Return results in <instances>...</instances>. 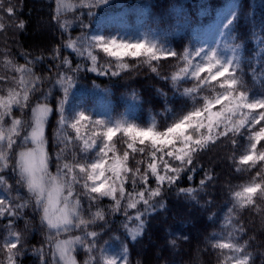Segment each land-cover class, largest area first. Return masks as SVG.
<instances>
[{
  "label": "snow or ice",
  "instance_id": "obj_1",
  "mask_svg": "<svg viewBox=\"0 0 264 264\" xmlns=\"http://www.w3.org/2000/svg\"><path fill=\"white\" fill-rule=\"evenodd\" d=\"M48 3L51 5L52 0ZM109 4L110 0H79L78 4L72 0H55L52 19L62 33L67 31L70 22H61V15L73 9L78 11L75 21L80 35L75 39L70 37L64 47L71 49L77 57L90 61L91 66L78 63L73 67L67 57L61 59L59 47L53 48L47 59L58 61L55 67L63 68V71H59L52 82L51 77L35 75L27 66L42 62L43 56L29 59L28 53H21L26 63L18 67L12 65L14 72L19 74L18 81L15 78L11 81L16 87L8 88L6 94L0 95V187L8 193L7 198L0 197V220H7L4 225L7 235L0 247L7 253V264H20L26 254L39 257V264H49V252L51 264H77L74 253L78 248L89 254L85 264H128L126 244L117 254L110 251L106 241L99 258L93 256L97 240L104 233L103 230L90 231V226H98L101 222L103 228H107L112 223L109 217L120 213L126 218L123 229L132 241H136L143 236L148 218L166 210L167 201L163 197L171 192L182 174L191 172L187 179L189 182L193 180L197 170L192 167L194 156L222 138L230 139L235 147H239V138L246 141L248 147L245 154L239 156L240 166L254 169L258 161L264 163V88H249L245 82L242 57L237 55L241 45L231 49L232 55L223 57L215 48L192 51L184 47L183 53H178L171 46L166 32L158 33L150 28L138 35L123 32L108 36L104 34L106 30H93L90 25ZM14 11L12 6L5 8L0 0V13L10 15ZM85 18L89 23H85ZM232 23L228 20L224 28ZM2 27L4 25L0 24ZM19 28L24 29L25 23L21 22ZM97 50L107 55V63H99L94 55ZM128 58L135 63L128 62ZM169 58L177 61L176 70L170 75L162 74V62ZM8 63L12 64L11 61ZM142 70L166 86L170 84L172 102L183 106L181 113L174 112L167 106L169 93L161 88L155 89L164 98L165 109L161 115L167 120L165 125H158L153 116L151 124L142 127L134 122V111L113 118L106 112L82 108L75 102L77 89L85 87L77 83L82 72L94 73L96 79L109 77L113 82L127 73H131L129 81L134 80ZM252 79H257L255 71ZM46 81L50 85L47 88L44 87ZM0 83L9 81L0 77ZM187 83L191 86L184 87ZM97 87L93 80L91 88ZM56 88L61 89L63 95L57 99L54 112L48 101ZM103 91L107 93L109 89ZM0 92L4 89L0 88ZM130 95L132 100L141 101L136 89ZM33 100L36 101L34 104ZM14 109H18L22 116L28 115L27 110H30V116L27 119L18 117ZM54 114H58V119L49 139L45 134L46 126ZM85 125L94 129L89 138H85L86 133L81 134ZM67 129L74 130L75 137ZM117 134H121L127 146L122 156L117 154L113 142ZM77 142H81L78 151L75 150ZM69 146L74 149L71 162L67 160ZM93 152L95 156H92ZM138 153L149 161L143 171V159L136 162L135 170L128 167L129 160ZM240 170L237 167L236 171ZM9 176L15 179V186L8 183ZM150 177L155 180L154 188L149 186ZM129 178L131 190L126 188ZM212 179L211 175H205L199 182L200 189L181 187L176 196H187L198 204L196 193ZM257 179L259 183L254 182ZM257 196L264 198V176L260 173L251 184L232 193V206L227 210L223 225L230 229L228 242L211 243V247L221 250V254L225 250L230 253L223 256L221 264H255L253 252L247 251L255 237L240 243L251 229L243 223H234V220L237 209L261 211L256 208ZM105 199L110 202L102 206ZM25 209H30L33 218L38 217L39 227L45 232L41 247H32L30 251L25 241L36 227L27 219L23 229L16 230L15 227L16 221L27 215ZM133 221L138 222L134 230L128 228V222ZM261 227L264 228V222ZM113 239L121 242L119 236ZM168 243L174 246L176 240ZM45 248L49 251L46 252ZM257 256L261 258L260 264H264V251Z\"/></svg>",
  "mask_w": 264,
  "mask_h": 264
},
{
  "label": "trees",
  "instance_id": "obj_2",
  "mask_svg": "<svg viewBox=\"0 0 264 264\" xmlns=\"http://www.w3.org/2000/svg\"><path fill=\"white\" fill-rule=\"evenodd\" d=\"M227 0H110V4L104 7L103 11L91 21L93 30L101 29L105 35H112L121 25L126 27L125 21L120 20L121 16L127 17L131 26L129 34H135L138 28L139 33L149 28L156 32H166L167 39L171 46L178 53H183L184 47L192 48L194 42L201 38L204 39L206 27L212 20H217L219 14L223 13L228 16L231 11L230 24L221 37V42L216 46L223 57H227V53L236 45H241L237 55L242 57V68L244 71L245 82L249 88L257 90L264 88V0H230L228 8H224ZM78 4L79 0H72ZM5 8L12 6L15 11L13 14L0 13V24L4 27L0 28V77H5L9 83H0V88L6 94L7 89L16 87L11 81L15 78L19 80V74L15 73L12 65L19 66L26 63L21 53H28L29 59L37 56H43L42 62L27 65L33 69L35 75L44 77L49 76L52 82L57 78L59 71L55 64L58 61L47 59L52 54V49L59 47L61 49V59L65 57L67 48L64 45L71 37L75 39L80 35L78 23L75 21V15H79L76 9L72 12L61 15V22L69 21L67 31L61 32L58 23L52 19L55 8V0L49 5L48 0H3ZM225 9V11L223 10ZM222 12H221V11ZM93 11H97L93 9ZM235 13V16H233ZM141 15V18L138 15ZM111 19V21H109ZM179 20V24H178ZM21 22L25 23V28L20 29ZM85 23L89 20L85 18ZM73 25L75 30H73ZM116 28V29H115ZM204 33V34H203ZM259 37V38H258ZM69 60L75 61L76 53L72 52ZM101 65L108 62L109 58L100 51L94 52ZM79 59L88 64L89 61L84 58ZM8 61H11L10 65ZM128 62L135 63V60L128 58ZM163 67L161 73L171 74L176 70L177 61L169 58L167 62H162ZM180 67L182 64L179 65ZM255 71L257 79H252V73ZM131 73L122 75L118 80L110 82L109 77H101L96 79L93 74L80 73L78 84L86 85L91 94L79 97L81 106H85L89 110L100 111L105 107L111 110V116L117 118L128 112H135L134 122L142 127L151 124V117L155 116L158 125H165L167 120L161 113L164 112V98L160 97L156 92V88H161L169 93L168 107L174 112H182V104L172 102V92L170 84L168 86L154 76L146 75L142 70L139 77L129 81ZM95 80L99 86L91 88L92 81ZM49 82H45L44 87L47 88ZM184 87H190L187 83ZM108 88L106 93L103 89ZM136 89L141 96V101L131 99V91ZM62 90L54 89V95L48 101L49 105L56 109L57 99L62 97ZM103 100V104L98 103V99ZM36 101L33 100L34 104ZM22 116L18 109H14V114L23 119L30 116ZM58 114L51 115L49 125L46 126V136L51 139L56 127ZM10 123V120H9ZM88 126L82 127L81 134L85 135ZM258 130V129H257ZM71 136L75 137L72 129L66 130ZM87 134V133H86ZM121 135V134H118ZM239 147L231 144L230 139L223 138L215 143L209 144L208 148L198 152L194 156L192 167L196 168L194 178L191 182L187 176L192 174L186 172L182 174L180 180L171 192L167 193L164 200L167 201L165 211L158 212L156 215L148 218V224L142 237H138L136 241H132L130 235L126 234L122 225L126 218L117 213L110 216L112 223L107 228H103L101 222L98 226H90L89 230L102 231L97 240V249L92 253L93 256L99 258L100 249L105 246V242L113 243L118 247L120 243H124L128 248V264H221L224 255H230L227 250L221 254V250L213 249L211 243L222 241L228 242L229 228L224 227V221L227 210L232 206V193L242 190L244 186H248L253 182V178L260 173L264 176V163L257 162L254 169L238 164L239 156L245 154L248 147L244 138H239ZM117 154L122 156L126 149V143L120 137L114 141ZM81 142H77L78 145ZM259 147V145H258ZM72 146H69L67 153L68 162L72 161ZM95 152L92 156H95ZM111 156V153H109ZM144 160L141 169L147 167L149 162L146 157L136 154L133 159L129 160L128 167L135 170L138 160ZM90 162V161H89ZM178 163V162H177ZM240 167V171H236ZM54 171V166H53ZM205 175H211L213 179L206 182L202 190L196 193L198 204L192 202L187 196H176V192L181 187H193L200 189V181ZM254 182L259 183L257 179ZM8 183L15 186V179L8 178ZM150 187H155L154 178L150 177ZM126 188L131 190V183L126 184ZM23 191V190H22ZM139 191V188L137 189ZM15 195V192L12 193ZM8 193L0 187V197L7 198ZM26 198V194H25ZM211 201V204L208 203ZM256 208L261 211L257 212L253 208L237 209L236 219L234 223H243L251 230L239 241L243 243L249 237H255V240L247 251H251L255 257V264H260V257L257 254L264 251V228L261 227L264 222V198L255 197ZM19 202V201H17ZM110 201L105 199L102 206H106ZM27 215L16 221V230L24 227L25 219L31 220L36 227V231L30 233L25 241L29 251L32 247H41L45 239V232L39 227L38 217L33 218L30 209H25ZM212 217V219H209ZM7 220H0V246L3 244L4 237L7 235V229L4 227ZM134 223H136L134 221ZM79 235V233H74ZM215 234V235H214ZM119 236L121 242L113 239ZM187 237V240L184 239ZM175 239L176 245H170L169 240ZM45 251H49L45 248ZM77 264H85L89 259V254L83 249L78 248L74 253ZM51 264V255L47 257ZM0 264H7V253L0 247ZM20 264H39V257L25 255Z\"/></svg>",
  "mask_w": 264,
  "mask_h": 264
},
{
  "label": "rangeland",
  "instance_id": "obj_3",
  "mask_svg": "<svg viewBox=\"0 0 264 264\" xmlns=\"http://www.w3.org/2000/svg\"><path fill=\"white\" fill-rule=\"evenodd\" d=\"M231 3V1L230 0H227L226 1V3H225V9L226 8H228V6H229V4ZM225 9H223L224 11H225ZM221 11V10H220ZM222 12V11H221ZM141 15L142 14H140V15H138V17L139 18H141ZM229 16H231V11H230V13L228 14V16H224L223 15V13L221 14H219V17H218V19H217V21L216 20H212L210 23H209V25L210 24H212V23H214L215 21V23L212 25V26H210L209 27V32H208V35H210L211 33H213V37H217V39H216V44H218V43H220L221 42V37H222V33L226 30V28L224 29V24L225 23H227V21L228 20H230V17ZM120 20H124L125 21V24H126V27L124 26V25H121L120 27H119V29L115 32V33H113L112 35H115V34H117V33H123V32H128L129 33V28H130V26H131V23L129 22V19L127 18V17H124V16H121L120 18H119ZM109 21H111V19H109ZM140 26V25H139ZM139 26H138V28H139ZM138 28H137V31H136V35H138L139 34V31H138ZM116 29V28H115ZM111 36V35H110ZM259 38V37H258ZM201 41L202 40H200L197 44H196V48H205V49H207L208 47H209V41L206 43V38H204L203 39V41H202V43H201ZM214 44V43H213ZM213 44L209 47V51L212 49V46H213ZM69 51L67 52L68 54H66L65 55V57H67L68 59L70 58V56L71 55H73V51L71 50V49H68ZM217 50V49H216ZM98 51H100L103 55L105 54V53H103L101 50H98ZM195 51V50H194ZM217 54L218 55H221V53L217 50ZM232 55V54H231ZM222 56V55H221ZM230 56V55H229ZM71 61V60H70ZM72 62V66L73 67H75L76 66V64H78V63H83L80 59H79V57H77V55H75V61H71ZM87 66H91V63H90V61H89V63L87 64ZM93 75H95L94 73H93ZM78 85H80V86H85V87H83V88H78L77 89V92H78V95L75 97V102H77V103H79V97H81V96H87L88 94H91V91H90V89L86 86V85H84V84H78ZM98 103L100 104V105H102L103 104V100L101 99V98H99L98 99ZM82 108H86L85 106H81ZM99 112H106V113H108L109 115H111V110L109 109V108H107V107H105V109H100V111ZM87 114V113H86ZM124 115V114H123ZM120 116H122V115H119L117 118H119ZM85 126H87V125H85ZM85 126H83V128L85 127ZM81 130H82V128H81ZM94 131V129H92V128H90V127H88V130L86 131V133H87V135L85 136V138H89V137H91V135H92V132ZM194 136H195V134H193ZM117 137H120L121 138V135H118L117 134V136H114L113 137V141L117 138ZM96 151L98 152L99 151V149L97 148L96 149ZM95 154V153H94ZM125 222H126V220H125ZM124 222V223H125ZM138 227V222H136V223H134V221L133 222H128V228L129 229H136ZM109 244V247H110V251L111 252H114V253H117V254H119L120 253V251H121V249H122V247H123V245H124V243H120L119 244V246L118 247H115V245L113 244V243H108Z\"/></svg>",
  "mask_w": 264,
  "mask_h": 264
}]
</instances>
